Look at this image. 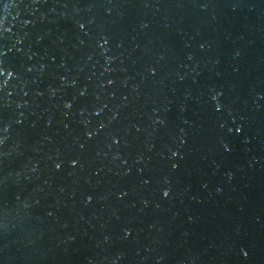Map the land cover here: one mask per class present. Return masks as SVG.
<instances>
[{"label":"water","instance_id":"obj_1","mask_svg":"<svg viewBox=\"0 0 264 264\" xmlns=\"http://www.w3.org/2000/svg\"><path fill=\"white\" fill-rule=\"evenodd\" d=\"M0 264H264V0H0Z\"/></svg>","mask_w":264,"mask_h":264}]
</instances>
